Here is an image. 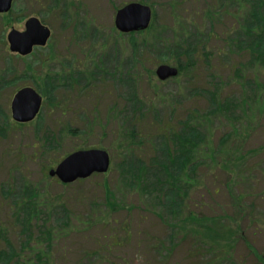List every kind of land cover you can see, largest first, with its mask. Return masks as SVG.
<instances>
[{
	"label": "rangeland",
	"instance_id": "rangeland-1",
	"mask_svg": "<svg viewBox=\"0 0 264 264\" xmlns=\"http://www.w3.org/2000/svg\"><path fill=\"white\" fill-rule=\"evenodd\" d=\"M133 1L140 0H13L11 10L0 15V248L5 249L4 243L8 241L12 250L5 251L12 252L15 264H264V156L248 158L240 175L242 181L235 183L237 186L229 189V194L225 187L227 175L216 166L220 157L203 156L196 183L184 192L180 209H169L152 175L158 166L165 169L169 166L166 151L172 146L169 142L173 135L187 137L183 124L187 117L203 124L196 137L200 149L205 151L209 146L219 148L227 136L235 135L236 141L241 139L245 129L251 131L241 152L264 146L263 123L253 127L255 119H250L248 107L253 93L261 91V97L264 95V82L257 85L245 82L251 75L248 71L243 73L244 77L234 75L231 67L237 62L236 48H220L223 54H215L221 35L236 37L235 21L230 17L236 11V3L256 5L259 0H147L145 3L152 5L155 14V28L166 31L162 38L170 40L171 30L184 32L179 37L188 39V45L199 50L202 60L196 71L185 69L178 79L161 83L155 77L152 83L146 77L135 78L139 71L133 69L128 39L117 36L114 29L116 9ZM209 10L220 12L221 18L214 20L219 23L207 18ZM29 18H37L51 34L47 45L21 57L8 50L6 35L12 29L23 31ZM245 18L250 23L248 12ZM239 35L246 48L247 39ZM160 46L145 50L149 63L141 70L144 75L148 71L154 74L160 64H173L170 49ZM45 71L52 74L62 71V75L74 72L77 82L61 80L58 93L48 95L51 103L42 105L34 120L19 126L11 119L12 96L24 86L40 93L35 77ZM66 93L75 96L69 109L64 110L65 116L60 117L61 110L52 105ZM109 108L116 111L111 124L105 122ZM60 118L71 122L70 128L77 135L72 139L63 137L60 147L53 150L54 156L88 147L111 149L118 130L135 132V149L127 153L116 151L115 146L110 153L108 172L87 180L80 191L74 186L62 189L57 180L51 179L45 202H65L69 198L65 208L76 219L69 221L70 216L58 206L48 222L55 238L46 242L36 230L30 235L20 233L5 209L7 203L11 204L10 198L14 201L21 194L24 185L23 174L15 167L29 172L30 180L39 178L33 162L27 161L31 156L30 142L64 129L62 120L55 124ZM232 140L225 144L226 150H232ZM102 177L109 181L112 202L119 207L115 211L105 205ZM162 189L165 198H171L168 186ZM237 193L255 196L240 201L241 207H237L231 204V197ZM241 209L249 213L252 221L246 227L235 219V212ZM189 215L210 217L207 222L223 219L222 223L231 231L237 230V222L241 235L259 254L261 263L247 254L242 241L224 250L215 245L210 248L209 243L202 247L190 234L199 227L184 221ZM5 220L10 231L3 227ZM175 223L176 229L172 227ZM216 226L211 223L217 244H227L230 233ZM208 232L213 235L210 229ZM35 244L41 245L47 259L44 254L39 260L33 257ZM28 249L31 253L24 254Z\"/></svg>",
	"mask_w": 264,
	"mask_h": 264
},
{
	"label": "trees",
	"instance_id": "trees-1",
	"mask_svg": "<svg viewBox=\"0 0 264 264\" xmlns=\"http://www.w3.org/2000/svg\"><path fill=\"white\" fill-rule=\"evenodd\" d=\"M236 11L233 13V15H229L231 18L234 19V32H236V37L231 38L230 34L224 33L223 36L219 37V43L220 47L216 49V55L223 54V52L220 50V48H236V53H238L234 58L237 60L236 63L232 65L233 73L238 78L240 76L244 77L243 73L248 71L251 75L249 79H243L245 82L250 81L249 83L252 84H259L264 82V0H259L256 5L247 3L244 6L242 4L238 5V2L236 3ZM150 7L152 8V5L150 4ZM248 12V18L250 20V23L247 18H245V14ZM226 14V13H225ZM207 18H210L213 23H219L218 21H214L216 19L221 18L220 12L218 14L212 13L211 10L206 12ZM209 20V21H210ZM155 14L153 13L152 21L150 24V27L144 31V32H138L133 33L129 35H120L117 33V36H126L128 39V45L131 50V58L133 62V69L136 71H139L135 73V78L140 80V78L146 77L149 81L152 83V79L154 78V74L152 71H148V75H144L141 73L143 70L144 65L149 63V58L147 59V55L149 54L145 51H149L153 49L154 47H157L158 45L160 47H165L167 49H170L172 60H173V66L177 67L179 73L176 79L181 77L184 73L185 69L194 68L195 71L197 70V67L201 68V58L199 56V50L194 47H190L188 45V42L186 38L179 37L183 36L184 32H179L180 30H171V37L169 39H163L165 30H157L155 28ZM114 30V29H113ZM241 37L247 39V46L244 48V41L243 39H240ZM214 35V34H213ZM239 35V36H237ZM135 36H138L140 39H135ZM242 40V41H241ZM144 49V50H143ZM143 50L140 55L139 51ZM219 54H218V53ZM241 54L247 55L242 57ZM230 58H233L231 56ZM248 59V60H247ZM61 73H51L50 71H45L40 77H35L36 80L39 82V85L37 84L36 87H38V90L40 91V94L44 98L43 106L48 105L50 102V96H48L50 93H58V89L61 86V80L70 79L73 83L77 82V79L74 75V72L71 73L70 71L66 73L65 75H62ZM92 78V73L89 75ZM134 77V76H133ZM174 79V80H176ZM118 80V78H117ZM119 81V80H118ZM260 89V86H258ZM244 88V86L242 87ZM264 91V90H263ZM243 92V91H241ZM254 98L249 100L248 107L249 109V116L251 120H254L252 125L253 127H258L260 123H263L262 126H264V118H262L263 113L261 112L262 104H264V95H261L262 92L260 91L258 94L253 93ZM257 94V95H256ZM75 96L74 93H66L65 96H60V99L56 100L55 104L52 105L53 108H59L61 110L60 117H64L66 112L65 109H69V105L72 101V98ZM217 93L215 91L214 99H217ZM244 101V100H241ZM264 106V105H263ZM241 109V107H239ZM242 111V109H241ZM116 111L113 110V108H109V111L106 115L105 122H109L111 124L114 120ZM62 120V121H61ZM62 122L64 124L63 132H50L46 135L44 138H37L30 142V152L31 156L29 157L28 162H33L34 168L36 173H38L39 178L35 181L30 180L29 177L31 174L29 172L26 173L22 168L15 167L16 171H21L23 174V188L21 189V194L15 198L14 201L10 202L9 205L7 203V209H5V212L7 213V216L10 221L13 222V224L18 225L17 227L20 228V233H27L31 234L34 230L37 232H41L44 241L51 242L55 238L54 231L49 229L48 222L50 221V215L53 216L54 211L58 206H61L62 209H64L70 217H68L69 221H72L76 219L74 216V219L72 218V214L67 211L65 207L67 204V201H69V198L65 202H59L58 200H55L53 202H45V198L47 196L45 195L46 192H48L49 184L52 181L47 176V171L52 168L54 165H56L63 157H65L67 154L77 151L71 150V152L63 154V156H54L56 152V148L60 147V141L63 137L67 138H76L77 133L73 129L70 128L69 121H65L62 118H60L59 121H57L55 124H59V122ZM67 122V123H66ZM66 123V124H65ZM194 123V125H192ZM256 123V124H254ZM184 127L187 131V137H183L182 135H173V139L171 138V148L167 149V163L169 166L166 167V169L162 166H158L157 170L154 171L152 174L155 181L156 186L161 188V194L164 199H166L169 203V209L170 208H181L179 205H183V197L184 192H187L192 188L194 183H196V176H197V170H199L203 165L201 164L203 161V156H206L207 154H211L213 157L218 159L220 157V163H217L216 166L219 170H222L227 175V180L225 183V187L228 190H232L234 188V184L238 183L239 181H242V177H240L241 173L243 172V166L248 160L250 156L259 158L261 156H264V146H261L259 148L247 150V152H241V148L243 146V143L245 142V137H247L248 133L251 131V129H245L243 134L241 135L242 138H238L237 141L235 140V135H230L227 138L222 139V143L220 144L219 148L216 150L213 147H207L206 151L203 149H200L199 146V139L196 137L198 132L197 130L202 129L203 124L201 122L191 121L187 117L186 120L183 122ZM138 125L139 122H138ZM22 126V125H19ZM183 126V125H181ZM120 128V127H119ZM192 129V132L191 130ZM191 132V133H190ZM134 134L135 132L127 133L125 130L121 131L118 130V133L116 137H114L112 144V147L110 149L107 148L106 151L109 153L110 158L112 160V156L110 153H112L113 148L116 146V151H123L127 153L134 152L135 145H134ZM230 138L232 140L233 147L232 150H226L224 146L225 144H229ZM119 141H118V140ZM229 142V143H228ZM137 143H140L137 141ZM93 148V147H92ZM89 149V147H88ZM105 150V148H103ZM82 150V149H79ZM218 150V151H217ZM54 153V154H53ZM219 154H221L219 156ZM256 155V156H253ZM54 156V157H53ZM224 156V158H223ZM207 157V156H206ZM254 158V159H255ZM22 163V162H19ZM248 171V169H245ZM98 175H93L91 178H96ZM89 178V179H91ZM87 179V180H89ZM238 179V181L236 180ZM78 181L76 183L70 184V185H62L57 182V185H59L62 189H79L80 187L87 181ZM101 185V191L103 193L105 205L111 209V211L117 210L119 207H117L116 204L112 202V192L110 190L109 181L106 180L105 177H102V181L100 183ZM168 186L169 189V195H171V198L166 197L165 198V190L164 193L162 192V186ZM77 186V188H76ZM237 186V185H236ZM235 186V187H236ZM6 191L8 192L7 185ZM94 188V186H92ZM181 187V188H180ZM196 187V186H194ZM10 194V192H9ZM184 194V195H183ZM254 194H245V193H237L236 197H231L233 206H239L240 201H244L246 199H252L254 198ZM7 197V195H6ZM179 199L177 200V198ZM178 205V206H177ZM241 207V206H239ZM191 215V214H190ZM189 217L186 218L184 221H189L190 223H193L199 227V230L194 233L192 230L193 238L197 242H201L202 247L205 245H208L206 243H209V247L212 245H215L219 250H224L225 248L232 246L234 243L242 241V244L244 248L247 251V254L254 256L253 258L255 261H259L261 263L262 259L259 256L258 253L252 248V246L249 244V242L244 238V234H242L241 229L237 222H235V227L237 228L231 231L229 228H226L227 224H223V219L216 218L213 221H208L207 219L210 217H202V218H195V217ZM236 218L239 219L244 223V227L248 226L252 221L249 220V213L246 211H236L235 212ZM214 218V217H211ZM222 220V221H221ZM9 222V221H8ZM178 222V221H177ZM211 223H214L217 225L216 227L219 229H224L230 233L228 243L219 245L216 242V239L214 238L215 234L213 232V228H211ZM247 223V224H246ZM6 220L4 221L3 227L7 228L9 230V225L7 227ZM177 223L173 224V228L176 229ZM171 227V228H172ZM211 230L213 232V235H210L208 230ZM233 234V235H232ZM218 235V234H217ZM40 236V235H39ZM221 237L220 235H218ZM224 236V237H226ZM207 240L209 242H207ZM49 244V243H48ZM205 244V245H204ZM5 249L12 250L10 244L8 241H5L4 243ZM25 246H28V242L25 244ZM29 248V247H28ZM211 248V247H210ZM5 249L0 248V264H15L14 260H11V253L9 251H5ZM31 249V248H29ZM26 250V253H31ZM32 253L33 257L36 259H40L41 255H45L46 253L42 251L41 245L35 244L33 246ZM227 254V253H226ZM254 254V255H253ZM33 258V259H34ZM45 258L47 259V256L45 255ZM258 259V260H257ZM16 262L19 263V256H16ZM30 264V263H29Z\"/></svg>",
	"mask_w": 264,
	"mask_h": 264
},
{
	"label": "water",
	"instance_id": "water-1",
	"mask_svg": "<svg viewBox=\"0 0 264 264\" xmlns=\"http://www.w3.org/2000/svg\"><path fill=\"white\" fill-rule=\"evenodd\" d=\"M13 0H0V14L11 10ZM152 20L151 8L140 2H130L118 8L114 14V28L123 35L145 31ZM50 37V30L37 18H29L24 30H10L6 36L11 53L27 56L34 47H43ZM155 77L163 82L178 75L175 66L159 65L154 71ZM42 104L41 95L31 87L19 89L10 102L11 118L19 124L29 123L37 116ZM110 165L109 155L100 149L79 150L66 156L48 172L63 184H71L86 179L92 174H104Z\"/></svg>",
	"mask_w": 264,
	"mask_h": 264
}]
</instances>
